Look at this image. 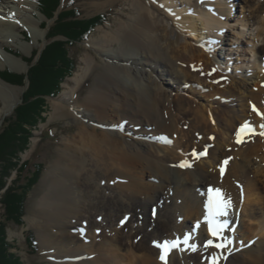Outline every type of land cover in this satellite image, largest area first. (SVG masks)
Segmentation results:
<instances>
[{"label":"bare ground","instance_id":"obj_1","mask_svg":"<svg viewBox=\"0 0 264 264\" xmlns=\"http://www.w3.org/2000/svg\"><path fill=\"white\" fill-rule=\"evenodd\" d=\"M152 1L169 13L172 10L175 16L178 15L180 18L176 20L181 30L195 33L198 23L203 34L207 29H210L212 36L220 32L221 21L211 15L215 7L218 15H224L219 0H215V5L194 0L195 5L188 7L191 12L176 9L178 0ZM129 2L133 15L127 22L97 39V45L106 49L109 47L103 53L106 59L97 63L92 56H85L84 69L80 73L76 71L63 83L57 103L53 104V116L72 119L77 125V132L75 139L63 144L57 161L47 172V189L39 200L36 212L41 223L29 221L36 224L41 247L49 251L55 261L53 264H74L79 257L81 264H97V256L88 261L83 259V254L87 252L90 255L105 249L107 256H113L119 246L121 230L126 225L127 210L140 208V214L144 217L150 208L153 219L150 223L155 228L153 232L163 229L165 241L180 240L176 232L184 231L187 233H183V240L179 242L182 247L185 237H190L188 245H194L195 240L201 237L206 240L203 247L197 249L199 254L195 252V258L191 261L194 264H208V258L215 259L216 264H264V135H261L264 133V118L253 111L254 105L260 113H264V74L257 73L254 77L238 81L229 78H225L223 83L215 81L219 76H212L215 66L210 55L186 43L181 32L146 0ZM182 2L187 4L190 0ZM13 4L18 5V9L11 7ZM255 5L257 11L264 13V3ZM36 7V2L32 3L31 0H0L1 55L8 56L7 48L10 47L16 52L20 50L16 35L11 37L8 32L12 30L21 34V22L25 24L27 21L20 11L33 14ZM259 34L263 35L264 56V28ZM112 47L114 50H110ZM1 55L0 66H3L9 61L2 59ZM195 63H200L199 69ZM261 63L264 67V59ZM95 68H98V72L91 88L82 100L77 101L78 89ZM191 83L200 87L197 86L195 90ZM70 84L72 87H69ZM183 84H188V92L195 91L203 102L189 101L185 94L176 93L175 88ZM0 85L6 86L1 80ZM201 90H206L207 94ZM213 97L216 102L211 100ZM234 103L238 110H235ZM221 104L226 106L223 108ZM4 113L3 109L1 115ZM115 119L118 126L114 130ZM143 122L164 130L179 148L197 150L202 147L203 150L198 153L207 151V157L194 158L180 148L182 154L177 158L181 160L174 164L176 160L172 158L169 162L168 156L164 152L161 154L162 149L157 151V147H152L151 151L163 156L161 162L146 155L149 148L142 151L140 141L121 133L122 130H139ZM220 122H224L223 128L218 125ZM245 123L252 129L251 135L245 137L242 143H237L236 133ZM212 134L214 137H211V141L208 137ZM187 160L190 161L189 166L178 165L185 164ZM220 160L227 161L223 174L219 172L222 163L217 166ZM206 166H217V170L209 175ZM141 169L142 176L145 172L154 178L157 175L159 186L143 183ZM168 170H172L171 175ZM229 176L234 178V184L228 182ZM166 182L173 183L172 191L168 194L167 205L170 206L167 208L164 205L161 209L155 193L161 191ZM216 189L220 190L222 199L230 201L231 205L227 209L229 216L215 217V220L230 223L231 232L223 229L220 237L211 236L207 223L210 219L209 201ZM132 197L135 199L132 200ZM162 199L167 201L166 194ZM151 203L153 206H149ZM160 210H167L171 215L167 224L159 221ZM181 215L191 220L197 232L183 226L182 221H177L176 218ZM113 217H117L114 226L104 225L106 220L113 222ZM201 217L205 218V222L200 223ZM243 218L247 219V224L238 239L243 243L254 237L257 241L263 240L251 248L235 243L237 251L227 246L216 248L215 245L220 242L227 245L228 241H233L231 235L237 229L232 226ZM135 228L140 227L136 225ZM73 231L77 234H73ZM102 231H107V237L101 234ZM208 239L213 241L211 246L207 244ZM181 250L182 253L188 252L179 249L180 254ZM158 251L159 262L173 264L171 259L177 252L176 247L167 253L165 260L160 259V247ZM138 253L134 257V264H156L151 257V249L145 248ZM141 254L144 255L143 260L138 262ZM182 256L175 255L178 264L188 260L185 255L183 261ZM204 259V263L198 261Z\"/></svg>","mask_w":264,"mask_h":264},{"label":"rangeland","instance_id":"obj_2","mask_svg":"<svg viewBox=\"0 0 264 264\" xmlns=\"http://www.w3.org/2000/svg\"><path fill=\"white\" fill-rule=\"evenodd\" d=\"M146 1L149 2L151 5H153V7H155L157 13L167 18V20H169V22L175 29L181 32V37L186 43L198 49H202L208 55L211 56L209 57L213 65L215 66V71L212 76L215 75L219 76V79L221 80L219 81V79L218 80L216 79L215 81L219 83H223L225 81V78H229L231 81L233 80L238 81L243 78L246 79L248 77H252V76L254 77L255 74L257 73H258L257 75L264 74V67H262V63H261V61L264 59V56L262 54L263 35L259 34L260 30L264 28V13L261 14L259 11H257L255 5V3L263 4L264 0H259V1L258 0H219L218 2H220L221 6H223L222 14L224 15H218L217 13L218 11L216 10V7H215V11L212 10L211 15L218 18L222 23L220 32L213 34V36L211 34L210 29H207L209 33L207 31H204V34L201 33V27L199 26L198 23L195 26V30H196L195 33L189 30H184V29L181 30L177 25V20H176L179 19L180 17L178 15L175 16L172 10H171L172 13H169V11L164 9L158 3H155L152 0H146ZM31 2L32 3L36 2L37 4L36 9L33 10V14L24 13V11H20V14H25V19L27 22H29V23L26 22L25 24H22L21 22L22 33L17 34L16 31H12V30H9L8 32V34L11 37H15L14 34L16 35L17 37L16 44L21 45L19 48L20 50L16 52L11 47L7 48V50L9 51L7 52L9 54H7L8 56H4L1 55L2 53L0 48V55L2 56L1 58L9 61L5 63L3 66H0V72H10L14 74H25L27 72L28 66L24 61V59H29L32 57V55L35 56L34 61H36L39 58L41 51L44 49L45 45L48 42L46 40V37L48 35L49 28L62 9L78 10L79 19H90L98 15H104L105 17L104 22L99 26H96L86 40L74 43L71 46L69 54L75 60L76 67L70 77H72L76 71L77 73H80L81 70L84 69L83 59L85 58V56H89V55L92 56L93 58H95L97 63L102 62V59H106L103 56V53H105V51L108 50L109 47H107V49L104 47H100L99 45H97V39L101 34L115 31L116 28L119 26V24L126 23L127 20L133 15V9L132 6L130 5L129 0H61L58 10L55 14V17L52 20H47L39 12L38 0H31ZM178 2L179 3H177L176 9H180V10L185 9L188 10L189 12L191 11L188 7H192L193 5H195L194 0H190V2L187 4H184L182 0H178ZM203 2H207L209 5L217 4L215 0H204ZM11 7H13L14 9H18V5L15 4L11 5ZM189 15H192V13H189ZM56 39H61V38H56ZM10 43L14 45L12 41ZM110 50H114V47H112ZM198 61L201 60L199 59ZM195 65H197L196 68L199 69L200 63H195ZM97 72H98V68H95L86 77L84 84H82V86L78 89L76 93L75 98L77 99V101L82 100L83 96L87 94V92L91 88V85L93 84L94 77L97 74ZM70 77L66 78L63 83H65ZM4 83L6 84V86L0 85L2 92L0 94V124L3 123L5 119L10 117L13 110L17 107V105L20 104L22 95L25 92L24 86L23 87L14 86L6 82ZM63 83H61L60 85V92L63 89L62 87ZM190 85L193 89L195 90L197 89L198 86L197 84L191 83ZM184 86H185L184 84L182 86L180 85L177 86L175 88L176 93L181 95L185 94L186 98L189 101H195L198 103L203 102L202 98L198 97L195 91L193 93L188 92L189 91L188 84L185 87ZM69 87H72V85L70 84ZM199 87L200 85L198 86V88ZM60 92L54 97H46L47 111L44 114L45 121L38 125L37 130L33 131V137L30 139V143L27 151L20 155L22 162L30 160L33 163L44 164V167L42 169L41 175L37 183L28 192L27 199L25 202V213L23 216V224L21 226L9 224L7 228V241L12 245L13 247L12 252L19 256L22 264H53L55 262L53 258L49 255V251L44 250L41 247L36 224L34 225L30 224L29 221L31 222L32 220V221H36L39 224L41 223L40 219L38 220V217L36 216V212L38 210L39 200L47 189V184H48L47 183L48 180H46L47 172L48 170H50L52 165L57 161L60 151L63 148V144L65 142H69L76 138L75 135L77 132V125L72 122V119L58 118L53 116L54 115L53 104L57 103V99L59 97ZM201 92L207 94L206 90H201ZM16 100H17L16 105L12 107L14 101ZM211 100L216 102V99L214 97L211 98ZM221 105L223 108L226 106V104H221ZM236 105L237 104L234 103V108L235 110H238L237 109L238 106ZM3 109L5 110V113L1 115V111ZM223 124L224 122H220L218 125L222 127ZM117 126L118 125L115 119L113 124V129L115 130ZM163 131L164 130L162 129L161 130L155 129L153 126H149L148 124H146V122H143L142 124L139 125V130L138 128L137 130H133V131L122 130L121 133L123 135H127V137L131 139H136L140 141L141 143L140 148L142 149V151L144 148H149L150 151H148L146 155L153 156L158 161L161 162V160H163V156H161L158 153H155V151H151L152 147H157L156 149L157 151L159 149H162L161 154L164 152L165 156H168L169 162H171L173 158L174 160H176L174 164H177V161L181 160L180 158H177L179 154H182L180 148L183 147L179 148V145L173 142L168 137V135H166V133ZM211 137H214V134L208 137V139L211 140ZM244 138L242 140H244ZM205 144H207V142H205ZM208 145L209 144H207V146ZM200 150H203L202 147H199L197 150H193V149L190 150V148L187 149L183 148V151L186 154L189 153L194 158L197 157V155H194V153L196 152V154H199L198 152ZM202 157L206 158L205 155H203ZM87 159H90V157L87 156ZM185 159L188 158L186 157ZM182 161L185 160L182 159ZM188 162L190 163V161L187 160L185 164L186 165L189 164ZM224 162L225 160H220L217 164L218 166L219 164L222 163L221 167L219 168V172L221 174H223L227 168ZM181 164L182 163H179L178 165L180 166ZM165 166L168 165L165 164ZM217 166L215 168L214 166L211 167L206 166L209 175L214 174L216 172ZM221 168H223L225 171L221 172ZM171 171L172 170H168V173L170 175H171ZM142 173L143 171L141 169L140 176H142ZM154 176L156 177L154 178L150 176L149 172H145V174L141 177V179L143 183H151L159 186L160 179L159 177H157V175ZM15 177H16V173L14 172L11 175L8 183L10 184V180L15 179ZM233 179L234 178L232 176H229L228 182L234 184L235 182ZM161 182L163 181L161 180ZM164 184L165 185L162 188V190L159 191L158 193H155L161 209L164 208V205L168 204L167 203L169 202L168 196L170 195L169 193L172 191L170 189L173 186V183L168 184L166 182ZM235 189H237V186H235ZM165 194L167 201L162 199L163 195ZM179 195L180 194H178V196ZM134 199L135 198L132 197V200ZM150 205L153 206V203L149 204V206ZM154 206L157 207L158 205H154ZM168 206L170 205H167V208ZM127 211L129 214L127 215V218L125 220L126 225L125 227L124 226L120 227V228L123 227L124 228L121 230V233L118 238L119 246L117 247V252L113 253V256L112 255L107 256L105 249H99L98 252L94 254L89 255V253L87 252L84 253L83 259L90 261L95 259V257L97 256L96 258L99 259V262L97 264H134L135 263L134 257L138 253L137 250H139L140 253L142 252L143 249L148 248L152 250L151 257L153 260H155L156 264H166L163 263L162 261L159 262L157 260L159 251H158V247L156 246L162 240L165 241L166 235L163 229H161L160 231L157 230L153 232L155 228H154V224L150 223L151 221H153V219L151 218L150 208L147 209L146 216L144 217L140 214V208H136L134 211H130L128 209ZM166 211L164 212L163 210H160L158 214V219L160 217L159 221L160 222L164 221L165 222L164 224H167L171 220V215ZM229 215L230 212H228L226 216ZM2 216H3V212L1 210V204H0V219L3 218ZM176 219L178 222L182 221L183 226L185 225L189 229L191 228L190 230L197 232V230H194L195 225H193V223L189 218H186L184 215H181ZM203 219L205 220L204 217L200 218V223H203L202 222ZM112 220L113 222L111 223L110 220H106V222H104V225H107V227L114 226L115 223L117 222V217L116 218L113 217ZM246 220L247 219L243 218L240 220V222L237 221L235 227L237 230L235 232L233 231L234 233L231 235V239L233 241L228 243L227 245L225 244V247L227 246V248H229L230 250L237 251V245L235 246V243L243 244L246 248H251L252 246L259 244V242L263 240V239H259L257 241L255 237L252 240H245L246 242L244 243L239 240L240 237L242 236L243 231L245 230V228L243 227L246 226L247 224ZM136 225L141 229L140 228L136 229L135 228ZM229 227H230V223H229ZM225 229L226 232H230L228 225L227 227H225ZM102 232L101 234L103 235L105 234V236L107 237V231L103 233ZM185 232L186 231H184L183 233ZM176 233L177 236L181 238L180 240H183L184 234L182 232H176ZM73 234H77V233L73 231ZM60 237L61 236L58 237V240ZM29 238H32L31 239L32 241H29ZM180 240L177 241L180 242ZM205 242L206 240L202 237L196 239L194 242L195 245L194 250L188 244H185L183 247L180 246V244H178V246L176 247L177 252L174 254V257L175 255L181 256L183 254L182 259L184 261V256L186 255V258L188 260L186 259L187 261H184L183 264H194V262L191 261H193L195 258V252L197 253L198 252L197 249H201L203 247V244H205ZM221 244L224 243L221 242ZM179 249H186L188 250V252L184 251V253H182L181 250V254H180V252H178ZM100 255L103 258L99 257ZM143 256H144L143 254L139 256L138 262H142ZM174 257L171 259V262L173 261V264H178L176 257L175 258ZM79 258H77L78 261L75 262L74 264L82 263ZM205 258H208V256H206ZM198 261L204 263L205 259L203 261L202 260H198ZM207 262L208 264H212L211 263L212 259L208 258Z\"/></svg>","mask_w":264,"mask_h":264},{"label":"trees","instance_id":"obj_3","mask_svg":"<svg viewBox=\"0 0 264 264\" xmlns=\"http://www.w3.org/2000/svg\"><path fill=\"white\" fill-rule=\"evenodd\" d=\"M60 1L38 0L39 12L47 20H52ZM104 19V15L79 19L78 10L62 9L49 28L46 37L48 42L39 58L34 61L35 56L32 55L24 59L28 66L27 72H0L2 81L25 87L20 104L0 124V204L3 212V218L0 219V264H22L7 241V228L9 224H23L28 192L37 183L44 167V164L30 160L22 162L20 155L27 151L33 131L45 121L46 97L56 96L61 83L75 70L76 62L69 54L71 46L86 40ZM14 172L16 177L9 184Z\"/></svg>","mask_w":264,"mask_h":264},{"label":"snow or ice","instance_id":"obj_4","mask_svg":"<svg viewBox=\"0 0 264 264\" xmlns=\"http://www.w3.org/2000/svg\"><path fill=\"white\" fill-rule=\"evenodd\" d=\"M253 111L257 112V115L261 116L262 118H264V113H260L258 109L255 108V106L253 105ZM264 126V125H262ZM252 132V129L250 128L248 123H245L244 125H241V127L238 129L237 133H236V138H237V143H242V137L244 135L250 134ZM261 135H264V133H261ZM194 155H197V157L202 156V155H206V152L203 153H199L196 154L194 153ZM225 164L227 163V161L224 162ZM181 167H186L189 165L186 164H181ZM223 168H221V172H223ZM213 191V190H210ZM215 195L212 196L210 198L209 201V215H210V219L207 221L209 227H208V231L211 234V236L213 237H220L223 229L227 226V222L224 223H219L215 221V217L217 216H226L227 215V209L231 206L230 205V201H224L222 199V194L220 192L219 189L214 190ZM124 221H122L121 223H123ZM190 239V237H185L184 243L187 244L188 240ZM231 241H228V243H230ZM179 244V241H165L163 244H157V247H160L162 249V255L160 257L161 260H165V257L167 255V253L172 249L177 247ZM207 244L208 245H212L213 241L211 239L207 240ZM190 247L194 250L195 249V245H190ZM216 248H223L225 247L224 244H216L215 245ZM212 264H216V260L213 259Z\"/></svg>","mask_w":264,"mask_h":264}]
</instances>
